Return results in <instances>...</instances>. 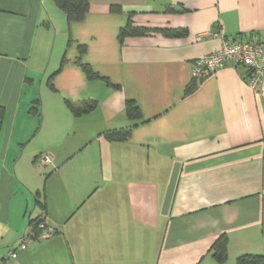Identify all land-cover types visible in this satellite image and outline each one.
<instances>
[{"label":"crops","instance_id":"obj_1","mask_svg":"<svg viewBox=\"0 0 264 264\" xmlns=\"http://www.w3.org/2000/svg\"><path fill=\"white\" fill-rule=\"evenodd\" d=\"M130 17L187 34L122 43ZM248 38L264 41V0H90L72 23L54 0H0V242L11 246L0 264H235L264 254V97L232 61L185 95L197 58ZM81 46L82 61L119 88L88 79L75 62ZM37 99L41 116L30 111ZM128 100L144 122L129 120ZM68 102L96 106L76 115ZM131 126L127 141L105 137ZM39 158L58 173L44 190L52 235L41 239L30 226L41 186L25 225ZM223 235L229 257L219 263L211 247Z\"/></svg>","mask_w":264,"mask_h":264},{"label":"trees","instance_id":"obj_2","mask_svg":"<svg viewBox=\"0 0 264 264\" xmlns=\"http://www.w3.org/2000/svg\"><path fill=\"white\" fill-rule=\"evenodd\" d=\"M55 3L59 8H61L66 16L69 23L72 22H81L85 19L87 13L90 10V0H54ZM169 10L172 11H178L177 9L170 8ZM184 10V8H181V11ZM112 12H122L123 9L119 5H112L111 6ZM132 14V13H131ZM131 16V15H130ZM151 32L155 33H161L167 37H177V36H183L187 34L186 30H178V29H169V28H145V27H139L133 24V21L130 17L129 22L127 25L120 30L119 39L123 43V41L127 37H138V36H144ZM86 48L84 46L80 47V56L76 59V63L80 65L83 69V71L86 73L89 80H96V79H103L106 81L107 84L113 85L111 81L108 78L102 77L99 73L95 72L93 67L90 64L84 63L82 61V55L85 53ZM66 62V58L64 57L62 60V64L60 69L55 72L50 77L51 86L53 88L52 79L58 73L61 68L63 67L64 63ZM199 85V80L193 78V80L187 85L185 89V95H189L197 90ZM114 86V85H113ZM116 88H119V86H114ZM70 108L76 115H80L84 112H89L92 109L95 108V102H92L90 104L86 103V105L82 108L80 106H75L73 103L68 102ZM30 111L32 113H35L39 116H41V102L40 99H37L33 106L31 107ZM126 112L127 116L130 121H137L139 123L144 122L143 114L141 111L140 106L134 101V100H128L126 103ZM136 122V123H137ZM137 124H134V126ZM131 127H125L121 129H114L109 130L105 133L106 139L109 141H119L124 142L127 141L132 132ZM41 192H37L36 195L38 196ZM36 205L39 206L42 210L41 215L36 217L35 219H32L30 221V226L32 227L33 231L31 234L34 237H40V234L43 233V230L40 228V223L44 221L42 219L43 215H46L45 209L46 204L44 200L37 199ZM48 227V226H47ZM228 237L223 235L220 238H218L213 246L211 247V251L213 252V257L218 261L219 263H225L228 260L229 252H228ZM236 264H264V254H254V253H245L242 255H239L236 260Z\"/></svg>","mask_w":264,"mask_h":264},{"label":"built area","instance_id":"obj_3","mask_svg":"<svg viewBox=\"0 0 264 264\" xmlns=\"http://www.w3.org/2000/svg\"><path fill=\"white\" fill-rule=\"evenodd\" d=\"M232 61L246 69L247 84L253 89L256 96L264 97V41L248 38L238 39L232 43L225 42L221 48L197 58L192 65L193 78L201 80L215 74L225 63ZM46 215L42 216L40 228L43 230L41 238H48L52 231L47 227ZM27 244L22 242L19 249H26ZM17 251L11 257H17Z\"/></svg>","mask_w":264,"mask_h":264},{"label":"rangeland","instance_id":"obj_4","mask_svg":"<svg viewBox=\"0 0 264 264\" xmlns=\"http://www.w3.org/2000/svg\"><path fill=\"white\" fill-rule=\"evenodd\" d=\"M40 77H43V76L41 75ZM36 164H37V167L40 168L41 170H39V169H35L34 171L29 170L30 181H31V185H32V186L29 185V188L30 189H33V187H36V188L34 190H30L31 193L28 192L29 210H28L26 217H25L26 218V223H25L26 226L28 224L29 214L32 213L34 206H35V194H36L38 187L41 186L40 189L42 192V196H38V199L44 200V190L45 189L49 190L52 185H55L56 179L58 177V173L57 174L51 173L52 170H51L50 166H44L42 159L39 158L38 161L36 162ZM23 169L25 170L26 168L24 167ZM18 196H21V194H19ZM18 199H19V197H16L14 199V202H17ZM2 233H4V230L0 229V234H2ZM53 234H54V232H53ZM40 235H42V233ZM10 236L11 235H8L7 238ZM38 238L41 239V236ZM5 243L6 242H0V253H1V255H4L7 259H9V251L11 250V246H9V245L7 246V244H5ZM236 260H235V264H236Z\"/></svg>","mask_w":264,"mask_h":264}]
</instances>
